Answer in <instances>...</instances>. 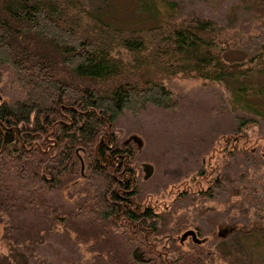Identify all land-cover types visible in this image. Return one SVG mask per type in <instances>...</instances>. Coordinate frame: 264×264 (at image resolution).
<instances>
[{
	"label": "trees",
	"instance_id": "16d2710c",
	"mask_svg": "<svg viewBox=\"0 0 264 264\" xmlns=\"http://www.w3.org/2000/svg\"><path fill=\"white\" fill-rule=\"evenodd\" d=\"M136 3L119 23L88 0H0V70L23 87L0 86V264H50L48 239L77 264H253L237 251L264 237V213H250L264 182L248 175L264 132L247 129L264 117V28L253 39L181 0ZM236 47L248 56L227 58ZM175 77L224 83L237 108L182 111ZM224 191L241 196L235 219L179 211Z\"/></svg>",
	"mask_w": 264,
	"mask_h": 264
},
{
	"label": "rangeland",
	"instance_id": "374dc122",
	"mask_svg": "<svg viewBox=\"0 0 264 264\" xmlns=\"http://www.w3.org/2000/svg\"><path fill=\"white\" fill-rule=\"evenodd\" d=\"M91 1L95 6H99L104 10L110 17L115 19L119 23L134 20L138 17L136 8L137 0H88ZM184 9H202L207 13L213 14L216 17H226L233 21L237 28L250 29L251 37L253 39L259 38L258 34L259 27L264 28V22H261L264 18V0H181ZM255 19L259 22L254 23ZM249 42H246L245 46L248 47ZM227 58L233 59L238 57H247L248 52L246 49L236 47L228 49L225 52ZM264 81V79H261ZM166 83L174 89L176 95L182 99V105L180 109L182 111H190L189 108H198L196 103L201 104V108H225L230 112H234L237 108V103L232 100V95L229 88L224 83L203 84L199 79L193 78H172L167 79ZM0 86H5L7 95H18L23 92L22 84L16 75L8 70H0ZM196 102V103H195ZM258 108H263L264 111V97L258 100ZM145 111V110H144ZM257 117L261 118L251 125H248L247 129L249 132H254L257 129L260 132H264V117L261 113L256 114ZM194 126L197 123L193 124ZM121 135L123 136L126 131V126L120 124ZM132 133L135 131L131 130ZM130 131V132H131ZM126 135H128L126 133ZM135 137L140 140L139 134ZM143 140H141L142 143ZM140 163L147 167L150 171L152 170L151 163L146 160ZM145 169V168H144ZM254 173L248 175L257 176L264 182V165L260 168L251 167ZM251 179H245L249 184H259V180L250 181ZM258 193L264 195V189H258ZM167 201L173 202L175 199L174 194H167L164 196ZM241 197L238 194H231L229 192H218L213 196H206L197 198V200L190 202L185 201L184 205L179 208L180 213L183 210L188 209L190 217L197 221L204 222L203 213L199 214L200 206L208 204L215 206L217 210L229 219L237 218L239 214L238 202L236 199ZM162 200V198H161ZM177 199L174 203L179 202ZM163 201V200H162ZM254 203V202H253ZM253 209L250 213L254 212L251 217L256 218L257 212L264 213V197L258 202L252 204ZM4 222H0V253L7 250V243L3 238ZM261 231H258L260 238H257L253 234L242 236L243 247L237 252L243 255L245 258H251L253 264H264V237L261 235ZM209 235V234H208ZM214 243H219L224 246L225 241L222 239H216ZM39 252L42 256H47L51 260L50 264H77L74 260L66 254L64 248L59 245L56 241L48 239L40 244Z\"/></svg>",
	"mask_w": 264,
	"mask_h": 264
},
{
	"label": "water",
	"instance_id": "95a60500",
	"mask_svg": "<svg viewBox=\"0 0 264 264\" xmlns=\"http://www.w3.org/2000/svg\"><path fill=\"white\" fill-rule=\"evenodd\" d=\"M189 232H193V230L192 229L186 230L185 232L182 233V237L185 236Z\"/></svg>",
	"mask_w": 264,
	"mask_h": 264
}]
</instances>
